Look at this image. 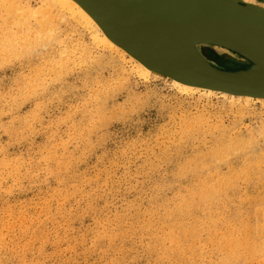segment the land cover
Segmentation results:
<instances>
[{
    "label": "rangeland",
    "instance_id": "rangeland-1",
    "mask_svg": "<svg viewBox=\"0 0 264 264\" xmlns=\"http://www.w3.org/2000/svg\"><path fill=\"white\" fill-rule=\"evenodd\" d=\"M2 1L0 264H264L229 246L249 226L264 243V100L145 80L59 0Z\"/></svg>",
    "mask_w": 264,
    "mask_h": 264
},
{
    "label": "bare ground",
    "instance_id": "bare-ground-1",
    "mask_svg": "<svg viewBox=\"0 0 264 264\" xmlns=\"http://www.w3.org/2000/svg\"><path fill=\"white\" fill-rule=\"evenodd\" d=\"M7 1L11 4L10 1H13V0H10V1L7 0ZM46 1L47 2L50 1L51 6H52V7L50 6V3L49 4L46 3L47 4V5H45V6H47L46 8H50V7H51L50 9L54 8L53 0H52V2H51V0H49V1L46 0ZM55 1H57V0H55ZM253 1H249V2L245 1V2L253 3V5L257 4ZM2 2L4 3L6 1L3 0ZM60 2H62L61 8L65 6L66 8L68 7L66 10H68V9L70 10V11L66 12L67 14L72 13L73 17L74 16L78 17L76 22L80 18L81 21H84L82 23L87 24L86 25L87 28H88V26H92L91 28H93V27L95 28V29L93 28V30L95 31L94 32L95 33V40H98V42L100 43L101 46L108 48L110 51L111 50L114 51L115 54L117 53L118 55H120V57L123 60L126 59V57H128V61L132 63L131 68H133L135 70V72L138 73L137 74L138 76H141L145 80L148 79L152 74L161 75L162 71H166L167 69H169L171 67L181 68L184 70H186V69L188 70L189 68H191L193 66V64H192V59H191V48L189 46H190V43H192L194 40L195 41L201 40L203 42L204 48L206 50L205 51L202 50L201 53L204 57H205V54L206 55L209 54L208 48H210V49L218 50L221 57H223L224 60L225 59L228 61L234 60L235 62H237L239 64H244L246 66L256 64L258 61L257 58L255 57V55L247 53V52H245L239 48L231 47V46H228V45L223 44V43H216V42L212 41L211 38L208 36L207 32L196 24H180V25H169V26H163V25L162 26L161 25H129L128 28H121L116 23H113L112 21H109L107 19L98 20L96 18V16L94 15V13L92 12V10L87 5H85L83 1H80V0H59L56 3L58 4ZM9 3L7 5H10ZM14 3H16V1ZM14 3H13V5H14ZM23 3H25V2H23ZM57 4H56V6H57ZM59 5H61V3ZM17 6H15V7H17ZM28 6H29V4H28ZM28 6L26 8H28ZM45 6H44V8H45ZM258 7H260V9H262L264 11V7H262V5H259ZM18 8H21V7H18ZM12 9H11V12L9 11L10 9L9 10L6 9V11H9V13H12ZM29 10L30 9H28V11ZM36 11H38V10H36ZM51 11L52 10H50V12ZM19 12L21 13V11H19V9H18V11L16 13L18 14ZM16 13L11 14V15H15ZM31 13H33V12H31ZM40 13H41V11H40ZM35 14L36 13L34 12L32 15H35ZM54 14H56V13H54ZM32 15H30V17ZM38 15H39V12H38ZM42 15H44V14H42ZM70 15L71 14H69L68 16H70ZM16 16L18 17L19 15H16ZM23 16H24V14H23ZM49 16H50V14H49ZM30 17H28V18L30 19ZM31 18L34 19V17H31ZM13 19H14V16H13ZM33 22L36 23L35 21H33ZM77 24H79V23H77ZM82 25H84V24H82ZM230 28L236 33L246 35L247 30L244 29L243 26L231 25ZM46 30H47V28H46ZM31 34H34V33H31ZM95 45H96V43H95ZM170 80H171L172 86L181 93L198 92V93L205 95L207 97L218 96V97L226 98L233 105H240V104L246 105L248 103L250 104V102L258 103V102H262L264 100V98L252 97V93L247 92V91H234V90H230V89H226V88H216V87H212V86H208V85H204V84L201 85V84L189 81L186 78H182L179 75H176L174 77L171 76ZM249 160H251V159H249ZM244 162H246V161H244ZM253 164L254 163L250 162V164L249 165L247 164L245 167L252 166ZM255 172H257L256 167L253 168V172L242 174V176L245 179L246 178L251 179ZM220 178L224 179L225 177L222 176ZM207 199H208V197L206 195L204 200L206 201ZM201 200H203V199L201 198ZM205 201L202 203V205L200 203L196 202V205L203 209L202 210L203 215L209 214V210L204 208L205 207ZM197 227H200V225L198 224ZM197 227H195L193 230H196ZM187 230L192 231V228L189 227V228H187ZM255 230L257 232H259L260 234H264V224L257 225V227H255ZM181 234H182V232H181ZM222 238L223 239L218 242V246H225L226 244H230L229 241L236 240V236H234L233 233H230V235H228V236L224 235ZM171 239H172V241H175L176 244L179 243V241L175 240L174 238H171ZM239 245H240L241 250H242L241 255H248V256H251V258L252 257L255 258L261 254L262 255L264 254V243L254 242L253 236L250 234V226H249V228L245 227L243 229V231L240 232V241H238L237 244H233V245H229V246L230 247H236ZM231 257H233V256H231ZM234 259L235 258L233 257V260Z\"/></svg>",
    "mask_w": 264,
    "mask_h": 264
},
{
    "label": "water",
    "instance_id": "water-1",
    "mask_svg": "<svg viewBox=\"0 0 264 264\" xmlns=\"http://www.w3.org/2000/svg\"><path fill=\"white\" fill-rule=\"evenodd\" d=\"M98 20L107 19L121 28L129 25L196 24L212 41L239 48L255 55L257 63L244 71L229 72L212 67L197 50L201 40L190 43L193 66L188 70L169 68L166 77L179 75L189 81L216 88L247 91L254 98H264V11L238 0H80ZM239 25L246 35L234 32L230 26ZM240 93V92H239Z\"/></svg>",
    "mask_w": 264,
    "mask_h": 264
},
{
    "label": "snow or ice",
    "instance_id": "snow-or-ice-1",
    "mask_svg": "<svg viewBox=\"0 0 264 264\" xmlns=\"http://www.w3.org/2000/svg\"><path fill=\"white\" fill-rule=\"evenodd\" d=\"M260 71H261V74H264V64L261 65Z\"/></svg>",
    "mask_w": 264,
    "mask_h": 264
}]
</instances>
